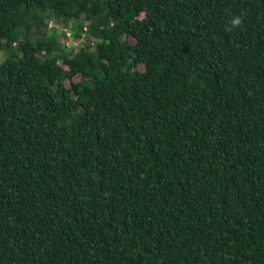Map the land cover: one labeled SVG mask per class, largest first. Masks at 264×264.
Listing matches in <instances>:
<instances>
[{
    "label": "trees",
    "instance_id": "obj_1",
    "mask_svg": "<svg viewBox=\"0 0 264 264\" xmlns=\"http://www.w3.org/2000/svg\"><path fill=\"white\" fill-rule=\"evenodd\" d=\"M0 264H264V0H0Z\"/></svg>",
    "mask_w": 264,
    "mask_h": 264
},
{
    "label": "clouds",
    "instance_id": "obj_2",
    "mask_svg": "<svg viewBox=\"0 0 264 264\" xmlns=\"http://www.w3.org/2000/svg\"><path fill=\"white\" fill-rule=\"evenodd\" d=\"M242 21H241V18L239 16H234L232 19H231V25L232 27H236V26H239L241 25ZM230 30V29H229Z\"/></svg>",
    "mask_w": 264,
    "mask_h": 264
},
{
    "label": "rangeland",
    "instance_id": "obj_3",
    "mask_svg": "<svg viewBox=\"0 0 264 264\" xmlns=\"http://www.w3.org/2000/svg\"><path fill=\"white\" fill-rule=\"evenodd\" d=\"M67 32L69 31V29H65Z\"/></svg>",
    "mask_w": 264,
    "mask_h": 264
}]
</instances>
